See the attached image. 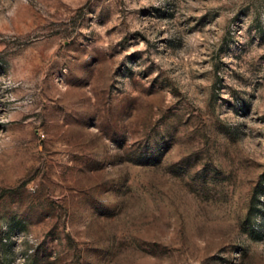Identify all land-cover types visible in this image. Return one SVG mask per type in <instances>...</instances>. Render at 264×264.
<instances>
[{"label":"rangeland","instance_id":"rangeland-1","mask_svg":"<svg viewBox=\"0 0 264 264\" xmlns=\"http://www.w3.org/2000/svg\"><path fill=\"white\" fill-rule=\"evenodd\" d=\"M0 264H264V0H0Z\"/></svg>","mask_w":264,"mask_h":264}]
</instances>
